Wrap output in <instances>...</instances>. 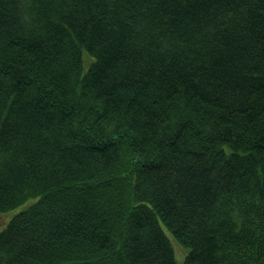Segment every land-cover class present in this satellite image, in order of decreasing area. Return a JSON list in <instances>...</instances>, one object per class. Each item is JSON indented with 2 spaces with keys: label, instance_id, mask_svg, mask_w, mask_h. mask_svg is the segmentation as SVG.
Wrapping results in <instances>:
<instances>
[{
  "label": "trees",
  "instance_id": "trees-1",
  "mask_svg": "<svg viewBox=\"0 0 264 264\" xmlns=\"http://www.w3.org/2000/svg\"><path fill=\"white\" fill-rule=\"evenodd\" d=\"M20 205L0 264H264V0H0Z\"/></svg>",
  "mask_w": 264,
  "mask_h": 264
},
{
  "label": "rangeland",
  "instance_id": "rangeland-1",
  "mask_svg": "<svg viewBox=\"0 0 264 264\" xmlns=\"http://www.w3.org/2000/svg\"><path fill=\"white\" fill-rule=\"evenodd\" d=\"M22 208V205L12 209V210H9L7 212H0V217L3 215V214H6L7 215V219H10L13 214H15L17 211H19L20 209ZM8 222V221H7ZM4 226V222L2 223L0 221V230L3 228ZM173 237V236H172ZM173 245H174V250H175V257H176V262L177 264H184V259H185V256L188 252V248H186L185 246H183L180 242H178L176 240V238L173 237ZM181 247V248H180ZM178 248V249H177Z\"/></svg>",
  "mask_w": 264,
  "mask_h": 264
}]
</instances>
